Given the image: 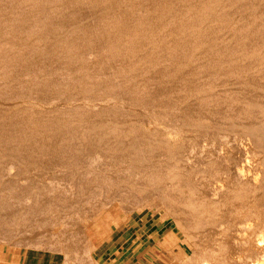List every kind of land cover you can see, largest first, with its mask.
<instances>
[{
	"label": "bare ground",
	"instance_id": "6f19581e",
	"mask_svg": "<svg viewBox=\"0 0 264 264\" xmlns=\"http://www.w3.org/2000/svg\"><path fill=\"white\" fill-rule=\"evenodd\" d=\"M263 56L264 0H0V239L50 222V205L20 201L62 169L49 179L78 185L75 200L124 185L134 206L190 212L188 262L260 264ZM74 209L56 207L54 233Z\"/></svg>",
	"mask_w": 264,
	"mask_h": 264
},
{
	"label": "rangeland",
	"instance_id": "374dc122",
	"mask_svg": "<svg viewBox=\"0 0 264 264\" xmlns=\"http://www.w3.org/2000/svg\"><path fill=\"white\" fill-rule=\"evenodd\" d=\"M262 58V62L258 66V72L255 71V75L259 79L257 80V84H260L262 81L260 85H256L257 88L264 89V56ZM138 112V109L135 110L137 115ZM136 120L142 121L141 119ZM125 130L129 131L130 128ZM262 137L264 138V133H262ZM117 138L127 140V142L135 141L128 134H119ZM261 143H264V140H260L259 144ZM128 147L125 145V147L120 148L123 150ZM129 158L131 156L125 159ZM193 166L200 168V165ZM260 168L263 172L259 173V176L264 178V155ZM60 170L40 171L38 175L44 174L45 176L36 182L35 187L38 189L45 188L44 195L42 194L43 196L40 195L34 199H21L20 201L27 209H29L30 205L31 207L36 205H50L51 217L49 221H53V223L49 222L47 224H41L37 228H32V224L29 221L20 224L10 235L3 237V240L0 239L1 263L10 261L14 256L37 251L40 253L49 252L56 255L59 264H65V261L66 264H194L192 261L188 262L187 260L186 254L188 249L184 242L185 233L182 229L184 223L190 218L191 213L183 212L178 216L176 210L169 211L165 204V201H167L166 196H163V194H159L162 200H164L161 203L164 202L167 208H162L164 207L163 204L149 208L147 199L140 196L144 188L139 182V174H133L127 178L129 181L137 184L136 187L134 186V190L130 191L135 196H140V199L138 198L136 200L138 204L134 206L132 203L130 204L129 199L125 200L124 197L116 195L121 194L118 189L124 185H119V188H117L112 185H99L95 183L84 190L87 195L85 197L83 196V200H75L73 193L75 195L76 192H83L78 185L63 181H53L57 182L53 183L49 179L58 176L63 171L62 169ZM206 170H208L207 167L205 168ZM126 185L128 184L126 183ZM117 190L118 193H116ZM152 192V196L160 202V196L156 193L158 191L155 190ZM57 195L62 197H56ZM158 196L159 199L157 198ZM259 198H263V195L261 194ZM169 200H172L171 197ZM173 201L176 205L177 200L173 199ZM11 202L12 200L7 198L5 204L8 206ZM61 204H65V206L77 204L80 210H71L66 215L64 212L63 215L66 219L64 218L63 220L65 224L60 230L54 233V225L52 224L59 222L60 217L56 218L53 211ZM62 210L64 211V207ZM136 217L139 224L135 229L132 227V220ZM46 219L47 217L42 222L46 221ZM154 220L155 222H153ZM177 220L179 221L180 227ZM115 221H120L124 224L119 238H116L117 226L114 223ZM84 249L87 251L81 253L80 251ZM239 250L242 251L241 256L244 258L246 255L252 253L251 250L244 247ZM263 251L264 249H259V253L261 252L263 254ZM261 254L258 259L260 264L263 263L261 261Z\"/></svg>",
	"mask_w": 264,
	"mask_h": 264
},
{
	"label": "crops",
	"instance_id": "0c3cea01",
	"mask_svg": "<svg viewBox=\"0 0 264 264\" xmlns=\"http://www.w3.org/2000/svg\"><path fill=\"white\" fill-rule=\"evenodd\" d=\"M59 264L58 257L49 252H32L14 256L10 261L0 264ZM66 264V261H65Z\"/></svg>",
	"mask_w": 264,
	"mask_h": 264
}]
</instances>
